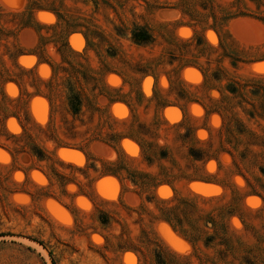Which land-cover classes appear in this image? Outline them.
I'll return each mask as SVG.
<instances>
[{
    "label": "rangeland",
    "instance_id": "374dc122",
    "mask_svg": "<svg viewBox=\"0 0 264 264\" xmlns=\"http://www.w3.org/2000/svg\"><path fill=\"white\" fill-rule=\"evenodd\" d=\"M258 18L264 0H0V264H264Z\"/></svg>",
    "mask_w": 264,
    "mask_h": 264
},
{
    "label": "trees",
    "instance_id": "16d2710c",
    "mask_svg": "<svg viewBox=\"0 0 264 264\" xmlns=\"http://www.w3.org/2000/svg\"><path fill=\"white\" fill-rule=\"evenodd\" d=\"M178 9L182 12V9L180 8V7H178ZM239 15H241V16H247L246 14H244V13H238ZM258 20L259 21H261V22H263V24H264V20L263 19H261V18H258ZM212 29H216V27H211ZM131 41L133 42V43H135V44H147V43H149L150 41H151V36L147 33V31L146 30H144V29H136V30H134L133 32H132V34H131ZM201 43H203V40H202V38H198L197 40H196V44H201ZM224 47L223 48H225L226 50H227V47L225 46V44L223 45ZM227 46L229 47V48H231V45H229L228 43H227ZM189 66H194L195 68H197L198 70H201L197 65H192V64H190ZM202 71V70H201ZM260 79H263V78H253V77H250L249 79H247L246 80V83H248V82H251V81H255V82H257V81H259ZM236 85V86H235ZM225 91H227V92H229L230 94H234V93H238L239 91L237 90V84L236 83H230V84H227L226 86H225V89H224ZM163 221H165V222H167L168 224H170L171 226H173L174 225V222L171 220V219H169V218H167V217H165V218H163ZM181 234V236L185 239V240H187L189 243L191 242V241H189V239L187 238V236L186 235H184L183 233H180ZM51 264H54V262H53V260L51 259V262H50Z\"/></svg>",
    "mask_w": 264,
    "mask_h": 264
},
{
    "label": "water",
    "instance_id": "95a60500",
    "mask_svg": "<svg viewBox=\"0 0 264 264\" xmlns=\"http://www.w3.org/2000/svg\"><path fill=\"white\" fill-rule=\"evenodd\" d=\"M257 62H264V60H260V61H257ZM255 69H257V70H262L263 67H258V68H255ZM46 205H47V207H48L49 209H52V206H51V204H50L49 202H47Z\"/></svg>",
    "mask_w": 264,
    "mask_h": 264
}]
</instances>
